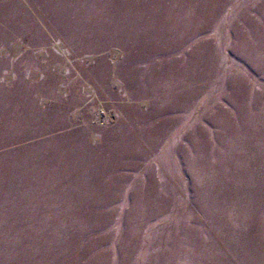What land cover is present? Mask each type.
I'll return each instance as SVG.
<instances>
[{
	"label": "rangeland",
	"instance_id": "rangeland-1",
	"mask_svg": "<svg viewBox=\"0 0 264 264\" xmlns=\"http://www.w3.org/2000/svg\"><path fill=\"white\" fill-rule=\"evenodd\" d=\"M0 264H264V0H0Z\"/></svg>",
	"mask_w": 264,
	"mask_h": 264
}]
</instances>
